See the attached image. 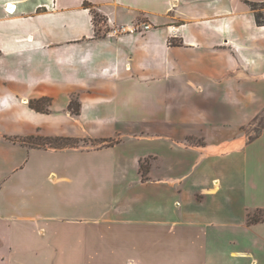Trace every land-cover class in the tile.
I'll list each match as a JSON object with an SVG mask.
<instances>
[{
  "label": "crops",
  "instance_id": "1",
  "mask_svg": "<svg viewBox=\"0 0 264 264\" xmlns=\"http://www.w3.org/2000/svg\"><path fill=\"white\" fill-rule=\"evenodd\" d=\"M247 2L264 0H0V264H264L247 218L264 210V129L245 134L264 25ZM84 3L151 28L96 36Z\"/></svg>",
  "mask_w": 264,
  "mask_h": 264
},
{
  "label": "trees",
  "instance_id": "2",
  "mask_svg": "<svg viewBox=\"0 0 264 264\" xmlns=\"http://www.w3.org/2000/svg\"><path fill=\"white\" fill-rule=\"evenodd\" d=\"M247 4L249 5V7L251 8V10L253 11L254 14V18H255V22L258 26H263L264 25V2H247ZM85 8L89 9L90 13L92 14V16H96L99 15L95 10L92 9L91 4L89 3H84L83 4ZM100 16V15H99ZM39 102L40 100H35V101H29V106L30 108L36 110V111H42L39 108ZM73 102L70 103V108H71V104ZM72 109V108H71ZM73 114H78L79 113V104H77V108L74 109V111H72ZM259 121L261 122V124H264V116L261 117L259 119ZM42 138L39 137H26V138H21V139H14L13 141H19L21 144H27L29 146H33V147H41V148H45L42 147L41 144H36V140H41ZM44 141H48L47 143L50 144V146H48L49 148H55V149H62V148H68L71 147L72 144H70V142H76V139H72V138H64V137H55V138H46L43 139ZM102 146H112L113 144H115L116 142L114 140H102ZM64 143V145L62 144ZM55 144V146L53 145ZM140 172H141V176L143 179L146 178L147 172L148 170L143 167V165L140 163ZM264 210H256L251 214H248L247 218H248V222L250 224L256 223V222H260V221H264V216H259V215H263Z\"/></svg>",
  "mask_w": 264,
  "mask_h": 264
},
{
  "label": "rangeland",
  "instance_id": "3",
  "mask_svg": "<svg viewBox=\"0 0 264 264\" xmlns=\"http://www.w3.org/2000/svg\"><path fill=\"white\" fill-rule=\"evenodd\" d=\"M92 19H93V23H94V30H95V33H96V36H102V35H107L109 33V31L111 30V28L108 25V23L105 21V19L99 15H96V16H92ZM73 102L71 104V108H70V104L68 105V108L69 110L72 112L74 111V109L77 108V104L78 103V98L74 97L72 98V100L70 101V103ZM49 104H50V100L49 99H42L40 100L39 102V108L42 110V111H46L48 108H49ZM264 116V112H262L260 115H258L251 123L250 125H248L246 128H245V134L248 136L249 140H254L256 138H258L261 134V132L263 131L264 129V124H261V122L259 121V119L261 117ZM43 139H46V138H42L41 140H36V144H41L42 147H48L50 146V144H48L46 141H44ZM77 141L76 142H70L71 147H68V148H89V147H95V146H102V140H88V139H76ZM112 140V139H111ZM191 142H195L193 141V139L191 140ZM64 145V143H62ZM55 146V144H53ZM143 167H145L148 171H149V168H150V165H151V161H150V158H146L144 159L142 162H140ZM259 216H264V213L263 215H259Z\"/></svg>",
  "mask_w": 264,
  "mask_h": 264
},
{
  "label": "built area",
  "instance_id": "4",
  "mask_svg": "<svg viewBox=\"0 0 264 264\" xmlns=\"http://www.w3.org/2000/svg\"><path fill=\"white\" fill-rule=\"evenodd\" d=\"M110 28H111V30L109 31L108 34L118 36V35L126 34V33H135V32L147 31L151 28V25L149 23L136 24V25H132V26H125V25L115 26V25H112V27H110Z\"/></svg>",
  "mask_w": 264,
  "mask_h": 264
},
{
  "label": "bare ground",
  "instance_id": "5",
  "mask_svg": "<svg viewBox=\"0 0 264 264\" xmlns=\"http://www.w3.org/2000/svg\"><path fill=\"white\" fill-rule=\"evenodd\" d=\"M14 9H15V7L13 6V7H11L10 9H7L6 11H7L8 13H12V12L14 11Z\"/></svg>",
  "mask_w": 264,
  "mask_h": 264
}]
</instances>
